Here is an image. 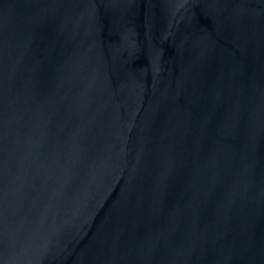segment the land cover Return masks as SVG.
Returning <instances> with one entry per match:
<instances>
[{
  "label": "water",
  "instance_id": "1",
  "mask_svg": "<svg viewBox=\"0 0 264 264\" xmlns=\"http://www.w3.org/2000/svg\"><path fill=\"white\" fill-rule=\"evenodd\" d=\"M0 264H264V0H0Z\"/></svg>",
  "mask_w": 264,
  "mask_h": 264
}]
</instances>
